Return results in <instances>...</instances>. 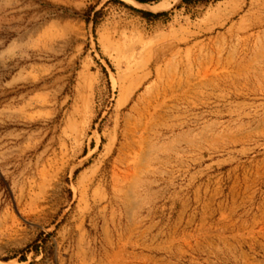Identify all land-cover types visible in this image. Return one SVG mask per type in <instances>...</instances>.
<instances>
[{
    "label": "rangeland",
    "instance_id": "374dc122",
    "mask_svg": "<svg viewBox=\"0 0 264 264\" xmlns=\"http://www.w3.org/2000/svg\"><path fill=\"white\" fill-rule=\"evenodd\" d=\"M263 56L264 0H0V264H264Z\"/></svg>",
    "mask_w": 264,
    "mask_h": 264
},
{
    "label": "bare ground",
    "instance_id": "6f19581e",
    "mask_svg": "<svg viewBox=\"0 0 264 264\" xmlns=\"http://www.w3.org/2000/svg\"><path fill=\"white\" fill-rule=\"evenodd\" d=\"M127 1H131V0H127ZM168 5H169V3L168 2H163V3H161L159 6H157V9H163V8H166V7H168ZM260 57V56H259ZM264 57V56H263ZM243 59V58H242ZM260 60V59H259ZM257 61V60H256ZM255 61V62H256ZM261 61H264L263 59L261 60ZM260 62V61H259ZM230 63V62H229ZM228 63V64H229ZM263 63V62H262ZM243 65V64H242ZM237 67H239V66H237ZM246 67V66H245ZM217 70L218 69H215L214 71H211L212 72V74H214V78L213 79H209V76H210V71L208 72H204L203 74V76H204V82H203V87L204 88H212L213 90H219V91H225L227 88L228 89H231V88H233V87H239V86H247V85H249V83L251 82V77H250V75H246V76H244V80L242 81V82H238V81H233L232 80V78H231V76L229 75V74H219V73H217ZM238 70V69H237ZM206 71V70H205ZM240 72H239V76H243V74H242V72H244V71H246V70H242V69H240L239 70ZM249 72V71H248ZM253 73V72H252ZM255 74H257V73H255ZM233 76V75H232ZM237 78V77H236ZM255 78L256 79H259V82H264L262 79H260L259 78V75L257 74V75H255ZM262 78V77H261ZM240 88V87H239ZM224 94L223 95H218L220 98H222V99H225V100H227L229 97H230V92H223ZM222 94V93H221ZM243 127V125L241 126V127H238V129L240 130L241 128ZM232 129V128H231ZM231 129H230V132H231ZM235 129V128H234ZM226 132V131H225ZM232 133V132H231ZM229 134V133H228ZM219 135V134H218ZM218 139V138H217ZM214 140H215V138H214ZM238 142H241V140H238L237 139V141H235V143H238Z\"/></svg>",
    "mask_w": 264,
    "mask_h": 264
},
{
    "label": "trees",
    "instance_id": "16d2710c",
    "mask_svg": "<svg viewBox=\"0 0 264 264\" xmlns=\"http://www.w3.org/2000/svg\"><path fill=\"white\" fill-rule=\"evenodd\" d=\"M142 2H145V1H142ZM145 16H147V17H151V16H153V15H151V14H145Z\"/></svg>",
    "mask_w": 264,
    "mask_h": 264
}]
</instances>
